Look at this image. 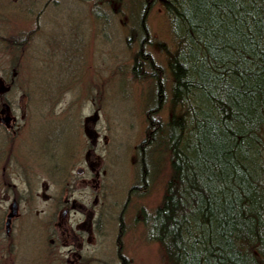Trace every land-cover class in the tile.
Returning a JSON list of instances; mask_svg holds the SVG:
<instances>
[{
    "label": "rangeland",
    "instance_id": "374dc122",
    "mask_svg": "<svg viewBox=\"0 0 264 264\" xmlns=\"http://www.w3.org/2000/svg\"><path fill=\"white\" fill-rule=\"evenodd\" d=\"M140 1L0 0V79L13 81L1 85L0 93L12 102L19 121L15 133L0 127V204L9 208L3 194L11 189L25 198L18 209L14 251L6 252L10 246L1 241L0 264L2 259L4 264H47V251L37 242H48L39 226L54 199L41 197L43 182L49 183L46 193L57 194L66 186L77 197L86 190L92 202L90 185L80 183L77 176L73 183L69 176L61 179L56 171L61 164L75 170L84 156L99 159L105 171L97 202L106 233L102 241L113 240L117 213L124 207L129 264H168L161 246L147 237L138 214L141 207L150 210L159 202L171 172L168 156L159 159L163 163L156 175L150 165L148 184L127 198L141 177L136 146L147 134V110L162 121L172 114L163 95L164 81L159 99L150 66L133 65L145 31L150 41L145 48L160 63L161 76L167 71L165 50L175 45L158 0L145 14L142 28L138 15L131 14ZM22 93L25 114L20 118ZM92 130L98 133L93 153L88 152L93 147ZM151 154L156 158L154 149ZM29 206L35 207V215ZM113 247L99 245L101 257L112 264L117 261Z\"/></svg>",
    "mask_w": 264,
    "mask_h": 264
},
{
    "label": "trees",
    "instance_id": "16d2710c",
    "mask_svg": "<svg viewBox=\"0 0 264 264\" xmlns=\"http://www.w3.org/2000/svg\"><path fill=\"white\" fill-rule=\"evenodd\" d=\"M141 1L132 15L157 0ZM158 1L175 42L166 74L142 45L133 65L150 66L159 99L164 81L172 114L147 110L139 146L154 149V175L165 155L171 172L138 210L145 233L168 264H264V0Z\"/></svg>",
    "mask_w": 264,
    "mask_h": 264
},
{
    "label": "flooded vegetation",
    "instance_id": "af4514ba",
    "mask_svg": "<svg viewBox=\"0 0 264 264\" xmlns=\"http://www.w3.org/2000/svg\"><path fill=\"white\" fill-rule=\"evenodd\" d=\"M24 97L25 95H21L22 103L20 107L23 111V116L25 114ZM0 100L2 102L4 99L0 96ZM8 102L10 103V110L6 118H4V115H0V127L5 128L6 130H12L13 133H15L19 126V121L13 111L12 102ZM95 112L96 111H94V113ZM20 118H22L21 115ZM92 131L91 140L93 147L88 151L91 153L94 152V146L98 138L97 131ZM51 160H53V158ZM81 163L82 164L78 165L75 170L68 168L66 164H61L59 165L60 167L56 168V171L61 173V179H63L64 176H66L65 178L69 176L73 183L75 176H77L81 181L80 183L85 184L86 186L90 185L94 192L92 202L89 193L86 190V193L78 195L77 197L75 196L73 189L67 190L66 186L62 187L60 192L58 190L57 192L59 193L56 192L57 194L46 193L45 191L48 190L49 183L46 181L43 182V188L45 190L41 188V197L48 200L54 199V202L51 205V212L43 217L41 226H39L41 237L48 242L44 243L43 240H41L40 242H37V245L43 246L47 251V256H45L47 264H97L102 262L105 264H112L109 261L104 260V257H101L104 255L99 254V245H105L110 249L112 244H114L117 261H114L113 264H122V258H124V256L126 257V255L124 254L123 238L120 240L118 237L120 228L114 234L116 237L111 240L109 244L108 242H103L101 239V236H104L106 233L102 227V212L100 208H98L97 202L98 193L101 188V175L104 174L105 171L100 168L99 159L90 160L87 156H84ZM140 165V181L129 188L127 198L133 191L142 188L146 183V170L141 161ZM68 183L69 180H67V184ZM23 197L24 195H17L11 189L10 192H4L3 194V200L6 199V201L9 202V208L7 209L4 206V203L0 204V242L5 241L6 245L10 246L8 251H6L9 253L14 251V246L16 244V219L19 216L18 209L20 204L25 200ZM14 203L17 205V211L13 215L8 216ZM29 207L32 208H29L31 213H37L36 210L33 209L35 207ZM124 211L125 208L122 207L117 213V220L120 225H123ZM1 254L3 256V251ZM2 260L4 264L6 259ZM127 262L128 260L125 264H128Z\"/></svg>",
    "mask_w": 264,
    "mask_h": 264
},
{
    "label": "bare ground",
    "instance_id": "6f19581e",
    "mask_svg": "<svg viewBox=\"0 0 264 264\" xmlns=\"http://www.w3.org/2000/svg\"><path fill=\"white\" fill-rule=\"evenodd\" d=\"M150 8V7H149ZM149 10V9H148ZM137 17H139L138 22L141 24V26L144 28V21H145V18H146V15H138ZM172 30V29H171ZM142 32H144V29L142 30ZM150 41H143L142 44V47L144 49L145 46L147 44H149ZM147 50V49H146ZM156 60V61H155ZM152 62L155 63L156 66L160 65V63L157 61V59H154V57L152 58ZM159 70H162V67H159ZM138 149V158H139V161H141L147 168L151 169V164L154 165L155 163V159L154 158H151L150 156H148V153L147 151L142 148L141 146H136ZM155 165H158L157 163ZM158 167V166H157ZM139 170L141 171V166H139ZM158 172V171H157ZM148 179V180H147ZM140 181V179H139ZM145 181L146 183L149 182V176L148 178L146 177V174H145ZM142 223V222H141ZM143 224V223H142ZM144 225V224H143ZM114 228H116V230H118L120 228V233L118 234V237L120 238V240L123 238V243H124V236L126 235V231H127V228L125 227V223H124V216H123V225L119 222H116V224L114 225ZM116 236H113V239L115 238ZM125 254V252H124ZM126 255V254H125ZM128 260V264L130 262V259L128 258V256L126 255V257L124 256V258H122V264H125L126 261Z\"/></svg>",
    "mask_w": 264,
    "mask_h": 264
},
{
    "label": "water",
    "instance_id": "95a60500",
    "mask_svg": "<svg viewBox=\"0 0 264 264\" xmlns=\"http://www.w3.org/2000/svg\"><path fill=\"white\" fill-rule=\"evenodd\" d=\"M0 85H1V80H0ZM6 110H7V104L4 103V106H3V108L1 109V112H5ZM7 116H8V115L4 116V118H6ZM16 210H17V205L14 203V204L12 205V207H11V211H10V213H9L8 216L13 215V214L16 212Z\"/></svg>",
    "mask_w": 264,
    "mask_h": 264
}]
</instances>
